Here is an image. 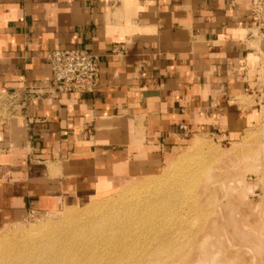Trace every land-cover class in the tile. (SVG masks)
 I'll return each instance as SVG.
<instances>
[{
    "label": "crops",
    "instance_id": "1",
    "mask_svg": "<svg viewBox=\"0 0 264 264\" xmlns=\"http://www.w3.org/2000/svg\"><path fill=\"white\" fill-rule=\"evenodd\" d=\"M250 3L0 0V229L161 173L183 137L248 129L264 58ZM78 48L100 57V84L55 95L46 56Z\"/></svg>",
    "mask_w": 264,
    "mask_h": 264
},
{
    "label": "rangeland",
    "instance_id": "2",
    "mask_svg": "<svg viewBox=\"0 0 264 264\" xmlns=\"http://www.w3.org/2000/svg\"><path fill=\"white\" fill-rule=\"evenodd\" d=\"M245 100L257 115L240 135L183 137L161 173L0 229V264H264V58ZM46 228H78L84 241L42 250L56 242ZM43 230L31 251L10 249Z\"/></svg>",
    "mask_w": 264,
    "mask_h": 264
},
{
    "label": "built area",
    "instance_id": "3",
    "mask_svg": "<svg viewBox=\"0 0 264 264\" xmlns=\"http://www.w3.org/2000/svg\"><path fill=\"white\" fill-rule=\"evenodd\" d=\"M251 19L253 30L264 32V0H251ZM124 45H115L112 53L123 55ZM52 70L51 88L55 95L65 93L92 94L96 91L101 80L100 57L85 49L53 50L46 56ZM29 89L28 93L32 94ZM17 98V96H16ZM188 133L186 126L182 127ZM92 127L86 130V135L91 137ZM39 212L31 210L28 218L34 217Z\"/></svg>",
    "mask_w": 264,
    "mask_h": 264
},
{
    "label": "bare ground",
    "instance_id": "4",
    "mask_svg": "<svg viewBox=\"0 0 264 264\" xmlns=\"http://www.w3.org/2000/svg\"><path fill=\"white\" fill-rule=\"evenodd\" d=\"M88 216V215H87ZM89 216H92V215H89ZM71 218L72 217H67V218H65L64 219V223H69L70 222V220H71ZM79 220H81V218L79 219ZM90 221V220H89ZM80 221H78L77 223H79ZM89 223H91V222H87L85 225H81L80 227L81 228H83V229H85V228H87V226H88V224ZM70 224V223H69ZM74 224H76V222L75 223H73L72 225H74ZM23 229H21V230H19L18 232H17V234H22V232H20V231H22ZM44 230H48V232H49V234L47 235V236H53V237H55V238H53V239H56V242L54 243L53 241H48V243L46 242V243H43V245H46L42 250H46V249H53V247H56V248H58V247H60V245L61 244H63V243H65V242H68V245H69V248L71 249L72 247H73V245L74 244H80V243H82L83 241H84V239H80V237L79 238H77L79 235H80V232H79V230H78V228L76 229V228H73V229H70V230H68V231H66V232H63V233H58V232H56L55 230H53V229H51V228H46V229H44ZM44 230L43 231H36V233L37 234H31V235H29L26 239H22L23 237L21 236V238L20 239H17V240H14V242H12V243H14L13 244V247L12 248H10V249H17L19 252L21 251V252H23L24 250H29V248H28V244L29 243H31V242H29L30 240H34L35 238H36V236H38L39 234H41V233H43L44 232ZM75 235H77V236H75ZM25 236V235H24ZM67 236H68V238H67ZM70 237H71V239H70ZM86 241H88V240H86ZM39 245H42V243H39ZM42 247V246H41ZM40 246H39V249L41 248ZM64 248H67L66 246H64ZM29 251H31V250H29ZM26 256V255H25ZM29 259H32L31 257H29V256H27ZM42 259H45V258H42ZM33 261H37L36 260V256H34L33 257V259H32ZM50 261H57L58 262V260L57 259H51ZM50 264H58V263H54V262H51Z\"/></svg>",
    "mask_w": 264,
    "mask_h": 264
}]
</instances>
